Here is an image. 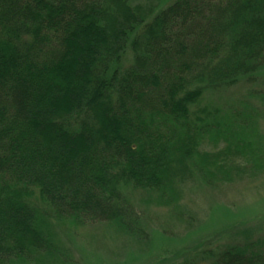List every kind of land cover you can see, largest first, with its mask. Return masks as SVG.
I'll list each match as a JSON object with an SVG mask.
<instances>
[{
    "label": "trees",
    "instance_id": "trees-1",
    "mask_svg": "<svg viewBox=\"0 0 264 264\" xmlns=\"http://www.w3.org/2000/svg\"><path fill=\"white\" fill-rule=\"evenodd\" d=\"M159 5L0 0V264L60 259L44 218L120 226L127 192L175 207L186 179L264 174V0ZM250 230L185 264H264Z\"/></svg>",
    "mask_w": 264,
    "mask_h": 264
},
{
    "label": "rangeland",
    "instance_id": "rangeland-1",
    "mask_svg": "<svg viewBox=\"0 0 264 264\" xmlns=\"http://www.w3.org/2000/svg\"><path fill=\"white\" fill-rule=\"evenodd\" d=\"M152 1H159L162 8L174 0ZM262 85L264 77L257 84ZM251 87L241 82L228 91L208 93L202 105L238 100ZM127 194L130 214L120 226L44 218L43 228L63 250L61 260L57 257L50 264H185L188 259L200 258L205 250L221 248L241 229L264 234V174L214 188L186 179L175 207L157 205L141 192ZM33 203L37 206L39 201Z\"/></svg>",
    "mask_w": 264,
    "mask_h": 264
}]
</instances>
